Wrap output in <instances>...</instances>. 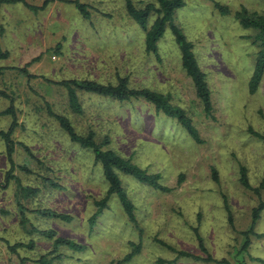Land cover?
<instances>
[{"label": "rangeland", "instance_id": "obj_1", "mask_svg": "<svg viewBox=\"0 0 264 264\" xmlns=\"http://www.w3.org/2000/svg\"><path fill=\"white\" fill-rule=\"evenodd\" d=\"M41 6L46 0H26ZM87 5L84 17L74 3L50 0L33 11L21 3L0 7V45L8 56L0 89L12 95L17 113L13 174L22 183L38 188L23 200L26 216L38 230L82 245L78 251L60 246L40 232L26 233L20 224L12 180L0 187V264H40L46 256L52 264H117L130 250V242L141 243L140 252L125 264H218L179 256L186 251L205 257L196 239L197 228L204 244L216 259L235 263L242 230L251 223V209L258 197L239 181V167L246 168L252 186L264 175V76L255 93L248 81L259 49L255 31L240 25L241 6L264 14V0H184L176 9L175 21L193 44V52L205 73L212 112L206 115L191 78L181 66L180 54L169 30L158 47V55L145 50L144 31L128 15L124 0H79ZM136 7L156 0H132ZM214 2L228 7L220 14ZM155 15L150 16V24ZM33 58H38L32 62ZM27 67L33 77L16 70ZM126 78L130 87L149 88L168 94L196 127L202 142L194 141L178 122L141 99L119 102L107 96L78 91L81 113L68 102L62 80H92L115 85ZM65 115L78 133L95 132L103 148H111L139 167L159 174L171 191H159L133 177L120 174L125 191L135 207L137 224L125 215L112 195L90 222L107 189L101 167L93 153L73 143L58 121L49 115ZM8 100L0 96V129L10 118L2 112ZM251 130V131H250ZM27 145L33 157L25 151ZM25 165L30 172L18 166ZM9 168L0 139V184ZM212 168L218 180L212 177ZM180 179V181H178ZM47 180L54 181L52 187ZM262 195H264L262 193ZM224 198L233 216V230L226 218ZM48 209L71 218L47 217L37 210ZM250 235L246 264H264V211ZM32 243L31 248L8 245ZM58 256V257H56ZM162 261V262H161ZM171 263H168L170 262Z\"/></svg>", "mask_w": 264, "mask_h": 264}, {"label": "trees", "instance_id": "obj_2", "mask_svg": "<svg viewBox=\"0 0 264 264\" xmlns=\"http://www.w3.org/2000/svg\"><path fill=\"white\" fill-rule=\"evenodd\" d=\"M50 0L44 1L41 6H36L28 3L26 0H0V7L4 4H15L21 3L27 9L38 11L43 9L45 5ZM67 1L75 4L78 11L86 18L89 17L90 13L88 7L85 3L79 0H59ZM128 15L136 22V24L144 31V44L145 50L154 55H158V47L161 39L164 37L165 32L169 30L173 36L175 44L177 45L181 66L184 69L187 76L191 78L193 83L196 96L202 102L203 110L206 115H210L212 112V102L210 97V89L207 84L206 75L200 69L196 57L193 52V44L188 40V38L183 34L180 27L175 21V12L177 8L182 7L185 4L184 0H156L157 5L153 3H148L144 7H136L132 0H124ZM215 8L220 14H228V7L220 4L219 2H214ZM155 15L152 23L150 24V16ZM239 23L244 28H251L255 31L254 42L257 43L259 49L256 53V57L253 63V70L248 81V90L250 93H255L258 90L259 84L264 76V14L258 13L256 11H249L245 7L241 6L236 13ZM8 56V52L2 50L0 45V59ZM38 58H33L32 62ZM30 62L26 63L23 67H18L16 70L28 78L33 77L29 73L27 67ZM4 67H0V76L3 74ZM58 84L64 86L67 90L68 102L71 108L77 112L81 113V106L78 98V91H84L93 93L100 96H107L113 98L119 102L130 101L132 99H141L150 102L156 112H162L166 116L175 119L178 124L184 128L190 137L197 143L202 142L199 137L196 127L192 124L191 119L186 114V112L172 104L170 102V96L168 94H163L151 90L149 88H133L130 87L126 78H120L115 85L112 84H101L92 80H78V79H68L58 82ZM0 96L8 100V106L2 112V114L9 116L10 124L6 129H0V139L3 141L7 161L9 168L5 173L4 183L0 187L6 188L13 180L15 183L14 199L16 208L20 215V224L22 229L28 233L40 232L45 238L52 240V245L54 251L60 246H66L67 248L78 251L82 249V245L78 244L72 239H68L62 236H56L55 232L52 230H38L26 216L28 211L25 207L23 200L34 196L39 191L38 188H33L22 183L21 179L13 174L14 168L16 166L13 155L15 151V140L13 138V132L17 126V113L13 105V97L7 94L5 91L0 89ZM49 115L54 117L62 131L67 134L69 139L78 144L81 148L88 149L93 153L94 161L98 163L101 167L102 175L107 183V189L105 194L94 201L96 210L90 218V222H94L96 216L102 213L103 209L107 206V203L112 195H115L122 206V209L131 223L137 224L135 216V207L132 201L129 199L125 188L123 187L120 174H125L133 177L137 181L147 184L152 188L159 191H171V188L164 186L160 180L159 174L150 173L146 169L139 167L137 164L131 161L130 158H125L118 152L111 148H103L102 142H98L95 138V132L89 130L86 134L78 133L72 122L65 115L55 113L51 110L47 102L44 103ZM251 131V130H250ZM251 133L262 139L264 141V136L257 132ZM25 151L29 156L33 157L31 150L27 145L22 144ZM18 168L23 171L30 172V169L25 165L18 166ZM212 177L215 181L218 180L217 172L212 168ZM180 181V179L178 180ZM239 181L241 185L252 191L258 197L257 204L251 209V223L247 230H242L239 233L242 235V243L235 253V263L233 264H246L244 260L243 253H248V249L251 244L250 235L263 236L262 234H256L254 231V226L257 220L260 218V214L264 211V175L262 176L259 184L257 186H252L246 175V168L244 166L239 167ZM47 182L55 187L57 184L52 180H47ZM224 209L226 211V218L230 227L234 229V222L232 212L229 205L224 198ZM2 213H7V211L0 210ZM37 213L45 215L47 217L58 218L64 221L70 220L68 214L43 209L37 210ZM194 233L198 241V246L200 250L205 253V257H200L198 255L191 254L186 251H177V257L184 256L190 257L194 260H201L205 262H216L218 264H231L227 259H216L214 258L206 245L204 244L203 238L199 234L197 228H194ZM32 241L28 244L16 243L15 245H8L11 251H15L17 247H32ZM131 250L120 260L117 264H125L129 262L133 256L140 252L141 243L130 242ZM58 257V256H56ZM40 264H52V261L46 256H41L38 260ZM162 262V261H161ZM168 263H171L168 262ZM20 264H23V260Z\"/></svg>", "mask_w": 264, "mask_h": 264}]
</instances>
